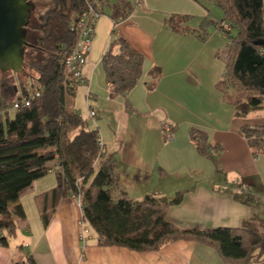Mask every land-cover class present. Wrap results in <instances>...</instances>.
I'll use <instances>...</instances> for the list:
<instances>
[{"label": "crops", "instance_id": "0c3cea01", "mask_svg": "<svg viewBox=\"0 0 264 264\" xmlns=\"http://www.w3.org/2000/svg\"><path fill=\"white\" fill-rule=\"evenodd\" d=\"M130 1L134 3L132 14L117 25L110 16L101 15L84 67L90 80L89 86L83 85L86 100L97 99L92 93L94 76L115 36L125 37L145 57L142 77L128 95L129 105L124 97L116 96L123 102L124 111H118L116 137L110 148L100 132L108 151L99 162L116 154V193L141 199L148 194L167 196L166 190L172 185L184 188L182 202L170 207L167 214L180 228H237L252 219L264 222L263 212L234 196L246 197L251 192L264 200V150L255 155L242 132L244 126H264V102L259 109L243 115L224 99L218 84L226 64L219 53L227 38L217 25L207 27L205 40L175 32L169 25L173 15L188 16L187 25L195 30L210 19L224 21L218 18L219 6L213 0ZM155 70L159 76L151 88ZM104 76L110 99L115 101L105 72ZM88 106L97 117L98 111ZM165 124L173 127L172 141L165 139ZM192 127L207 133L210 158L197 150L190 135ZM116 145L118 150L112 152ZM147 178L158 185L130 193L129 181ZM57 183L55 170H51L20 198L25 210V200L31 199L39 220L33 227L27 210L25 218H16L21 228L13 236L7 233L8 246L0 244V264H235L225 261L214 246L200 241L182 239L158 250L140 252L99 245L97 234L87 226L85 242L80 227L83 211L74 195L60 200L45 227L35 197ZM240 184H244L242 191ZM253 264H264V258Z\"/></svg>", "mask_w": 264, "mask_h": 264}, {"label": "trees", "instance_id": "16d2710c", "mask_svg": "<svg viewBox=\"0 0 264 264\" xmlns=\"http://www.w3.org/2000/svg\"><path fill=\"white\" fill-rule=\"evenodd\" d=\"M224 11L226 46L219 56L225 71L218 86L224 99L243 115L259 109L264 102V0H213ZM87 0H51V6L35 26L41 35L31 47L43 54L27 60V82L0 79V109L16 101H29L0 118V244L9 245V236L21 227L16 218H25L20 198L36 180L55 170L58 183L38 194L35 202L44 226L52 220L60 200L79 198L83 220L97 234L99 245L122 246L135 251L158 250L178 240L200 241L214 246L223 259L235 264H253L264 258V222L246 221L237 228H180L168 219L170 207L183 200L184 191L173 198L148 194L141 199L116 193L119 179L115 153L97 168L103 149L98 142L99 127H90L75 107L74 82H66L64 58L75 43L72 24L84 10ZM101 15L109 13L115 25L130 17V0H97ZM188 16L173 15L169 20L175 32L196 35L205 40L208 20L201 30L188 24ZM115 30H113V33ZM145 57L123 36H115L102 56V66L112 95H128L143 74ZM27 70V69H26ZM28 71V70H27ZM16 74V73H14ZM20 75V74H18ZM159 73L153 71L155 86ZM30 82V84H28ZM39 93V95H37ZM90 116V115H89ZM242 132L255 155L264 150V126H244ZM197 150L209 155L207 133L190 129ZM59 166V168H57ZM244 184H240L241 190ZM250 187V185H245ZM237 200L264 213V200L252 195L234 194ZM261 225V226H260ZM9 234V236L7 235Z\"/></svg>", "mask_w": 264, "mask_h": 264}, {"label": "rangeland", "instance_id": "374dc122", "mask_svg": "<svg viewBox=\"0 0 264 264\" xmlns=\"http://www.w3.org/2000/svg\"><path fill=\"white\" fill-rule=\"evenodd\" d=\"M35 4H36V9L32 14V18H31V24L28 28V39L31 40H35L37 39L41 33L35 29V26H37L39 24V17L44 14L48 8L51 6V0H32ZM104 15H108L109 13L107 12V14ZM218 18H224V11L222 8L218 7ZM211 20V19H210ZM225 21H220L218 23V25ZM228 26L229 24L226 23ZM208 26H212L215 27V24H209ZM207 26V27H208ZM219 28L222 30V32H225V28H221L219 26ZM199 30L203 31L205 29L199 28ZM113 32H111L112 34ZM116 33V31L113 33V35ZM99 34V32H98ZM209 35V33H208ZM96 46H97V40L94 46V52L96 50ZM41 56H43V54L35 49H33L32 47H27L26 49V62L29 59H32L34 57L36 58H40ZM29 67L27 66V63L25 65V70L23 73H21L20 75L18 74H14L13 72H0V79H2L3 77H7L11 80L14 81H21V82H27V78L29 77L27 73H32V75L36 74L35 71H29L28 69ZM28 71H27V70ZM26 71V72H25ZM30 84V82L28 83ZM76 97H75V107L77 110H79L80 114L88 120L90 127H99L100 132L102 134V137L105 141H107V148H110L109 145H111V143L113 142V139L116 137L115 136V131H117V123H118V116H119V112L120 111L122 113V111H124V104L121 101V99H118L116 97V95H113L115 98V101H112L110 99V91L109 88L106 84V79L104 76V72H103V66H99L95 76H94V80H93V86H92V93L97 97V99L91 98L86 100V93L87 90L84 86H79L78 88H76ZM123 100V99H122ZM88 105H92L93 108H95L98 111V116L91 118L89 116V106ZM101 138V136H100ZM102 139V138H101ZM102 139V141H103ZM99 142V141H98ZM104 143V141H103ZM105 144V143H104ZM103 149V152L101 153V156L105 155L108 151V149ZM118 150V145L114 146L112 148V152H115ZM117 153V152H116ZM210 158V155H209ZM99 161H97L96 166H99ZM175 178V177H174ZM173 178V179H174ZM151 180V179H150ZM149 178L147 179H143V180H132V182H128V186L129 189L131 190L130 193L133 194L132 191L134 190H139V191H147V189L153 185H158V183L154 182V181H150ZM179 188H173V185L171 187H168V189L166 190L167 196L169 198H173L177 195L178 191H186L183 189H179ZM131 194V195H132ZM25 200V199H24ZM31 199L29 200H25L26 203V210H27V214H28V220L32 223V226L36 224L37 220H39V216H38V211L36 210V208L34 207L33 203L31 204ZM258 223H261L260 221H258ZM262 225V226H261ZM260 226L262 228H264L263 224H261ZM34 227V226H33ZM81 227V225H80ZM88 230V228H87ZM86 229L83 230V228L81 227V234L85 233ZM87 232L85 233V242H87ZM82 239V238H81ZM13 241V240H12ZM84 241V240H83Z\"/></svg>", "mask_w": 264, "mask_h": 264}, {"label": "built area", "instance_id": "2783aa9c", "mask_svg": "<svg viewBox=\"0 0 264 264\" xmlns=\"http://www.w3.org/2000/svg\"><path fill=\"white\" fill-rule=\"evenodd\" d=\"M100 17L101 13L97 8V0H87L84 10L77 16L76 20L72 24L71 28L76 39L74 45L64 58L63 62L65 66V80L66 82L70 83L74 82V88H78L81 85H90V80L84 73V67L87 64L93 49L96 25ZM219 26L221 28L229 29V26L224 22H221L218 27ZM37 95H39V93H37ZM22 104L29 105L30 103L28 100H18L11 108L0 109V118H4L9 110L14 111L20 108ZM89 115L91 118H94L96 116L95 110L90 109ZM163 132L167 141H172L174 139L173 127L170 124H165L163 126ZM98 141L99 145L104 148L105 144L103 143L102 139L99 138ZM100 158L101 157H99V160ZM57 168H59V166H57ZM80 225L83 230L86 229V232L88 231L87 224L83 219L81 220ZM85 233L81 234V238L84 241L86 240Z\"/></svg>", "mask_w": 264, "mask_h": 264}, {"label": "water", "instance_id": "95a60500", "mask_svg": "<svg viewBox=\"0 0 264 264\" xmlns=\"http://www.w3.org/2000/svg\"><path fill=\"white\" fill-rule=\"evenodd\" d=\"M35 9L32 0H0V72H24L26 49L33 45L28 28Z\"/></svg>", "mask_w": 264, "mask_h": 264}]
</instances>
